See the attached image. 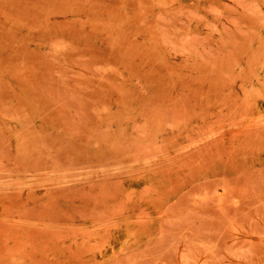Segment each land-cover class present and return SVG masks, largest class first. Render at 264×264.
<instances>
[{"label": "rangeland", "instance_id": "1", "mask_svg": "<svg viewBox=\"0 0 264 264\" xmlns=\"http://www.w3.org/2000/svg\"><path fill=\"white\" fill-rule=\"evenodd\" d=\"M0 264H264V0H0Z\"/></svg>", "mask_w": 264, "mask_h": 264}]
</instances>
